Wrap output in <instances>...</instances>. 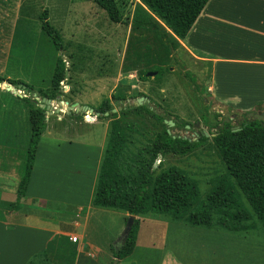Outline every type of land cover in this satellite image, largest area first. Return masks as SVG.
Segmentation results:
<instances>
[{
    "label": "rangeland",
    "instance_id": "rangeland-1",
    "mask_svg": "<svg viewBox=\"0 0 264 264\" xmlns=\"http://www.w3.org/2000/svg\"><path fill=\"white\" fill-rule=\"evenodd\" d=\"M115 2L129 22L141 12L146 18L142 21L155 25L158 31L112 23L91 0H0V76L20 79L33 88L32 92L22 88L17 92L0 90V132L5 129L16 132V138L12 139L15 148L19 149V140L25 147L28 143V109L30 105L37 107L31 102L32 93L43 98L38 90L50 88L58 58L64 61L68 70L59 84L62 96L52 99L53 108L60 111L46 115L47 127L41 148H38V175L43 173L44 178L41 187L44 193L56 199L53 204L59 206L46 208L49 221L42 220L45 218L37 220L52 227H56L57 221L75 215L77 207L73 208V204H86V193L79 198L76 193L81 178L88 173V157L95 159L96 149L105 147L114 122L120 121L124 126L134 128L133 134H129L134 142L131 148H140L147 142V133L156 127L157 122L151 114L130 111L132 107H138L137 99L143 98L142 105L164 121H175L169 131L179 138L193 139L198 130L214 132V128L203 124V115L218 126L223 123L226 113L244 116V112L217 105L201 85L191 82L187 76L191 73L179 61L175 48H166V40L171 38L169 31L140 0ZM44 9L48 11L49 22L62 36L60 51L54 48L41 29L39 15ZM162 33L165 38L161 37ZM156 68H160L159 78L156 77ZM105 101L117 111L108 116L99 113L95 117ZM73 103L86 105L93 109V113H73L68 110ZM62 108L66 110L62 111ZM255 108L250 112L264 111L262 105ZM127 109L128 113L122 114L121 111ZM238 121L231 119L229 123L237 127ZM197 122L200 127L195 129L193 125ZM23 154L25 159V152ZM154 165L156 175L169 167H176L194 180L199 190L196 207L206 202L213 186L227 175L210 139L186 156L168 154L158 157ZM86 184V181L82 184L85 189ZM211 211L212 225L208 228L188 226L165 216H138L134 255L132 252L117 264H173L172 258L174 264H264V230L256 217L241 225L226 220L229 226L247 229L239 236L248 235V239L237 240L222 235L225 232L219 222L225 220L224 215L215 209ZM108 212H96L90 217L85 234L91 245L88 250L87 247L82 250L88 256L80 257L78 264H112L115 259L110 249L112 242L104 255L105 241L120 229L122 232L128 215L122 219L120 215L123 213ZM119 244L118 241L113 243L114 246ZM90 253L95 257H90ZM51 260L53 264H71L68 259Z\"/></svg>",
    "mask_w": 264,
    "mask_h": 264
},
{
    "label": "trees",
    "instance_id": "trees-1",
    "mask_svg": "<svg viewBox=\"0 0 264 264\" xmlns=\"http://www.w3.org/2000/svg\"><path fill=\"white\" fill-rule=\"evenodd\" d=\"M91 1L105 12L112 23L130 24L133 28L158 31L155 25L142 21L146 18L141 12H137L129 22L128 18L121 15L115 0ZM140 1L175 37L183 39L209 0ZM39 20L43 33L51 40L54 48L57 51L62 50V36L58 29L49 22L47 9L41 12ZM161 37L165 38L164 33ZM170 39L166 40V48L169 50L174 47V42L172 38ZM65 69L64 61L58 58L50 80V88L39 89L40 96L51 101L57 96H62L59 84L65 78ZM155 70L156 77L159 78L160 68ZM187 76L193 84L199 86L193 75L187 74ZM3 82H7L16 89L33 91L30 85L20 79H5L0 76V83ZM257 108L258 106L255 109ZM112 109H114L113 105L105 101L97 112L111 115ZM64 110L66 109L62 108V111ZM130 111L151 114L157 125L147 133L148 140L140 148H131L134 142L129 134H133L134 128L130 125L124 126L120 121L111 125L91 200L93 207L135 216L131 231L125 241L111 247L114 258L121 260L133 252L139 227L138 216H165L188 226L208 228L212 225L211 210L215 209L224 215L225 220L219 222V226L225 232L245 234L247 229L240 228V226L235 227L232 224L229 226L226 220L241 225L240 223L250 220L253 216L264 230V126L261 122L254 120L245 125L240 124L238 126L240 129L233 132L231 131L233 126L229 122L222 123L218 127L217 124L210 123L203 115L201 117L203 124L208 128H214L215 131L209 134L215 135L209 138L200 137L197 141H188L169 134L164 119L151 112L146 105L132 107ZM121 112L125 115L128 109ZM28 121L29 141L16 200L11 205L14 208L18 206L26 193L38 144L47 127L45 111L38 106L30 105ZM135 131L137 133L136 128ZM209 139L215 145L226 167L227 175L220 178L213 186L206 197V202L196 207L199 201L196 182L176 167H169L156 175L157 167L154 162L158 157L162 158L168 154L186 156L207 143ZM75 255V250H72L67 258L71 264Z\"/></svg>",
    "mask_w": 264,
    "mask_h": 264
},
{
    "label": "crops",
    "instance_id": "crops-1",
    "mask_svg": "<svg viewBox=\"0 0 264 264\" xmlns=\"http://www.w3.org/2000/svg\"><path fill=\"white\" fill-rule=\"evenodd\" d=\"M167 30L179 61L217 105L227 106L238 113L264 106V0H209L185 38L179 39ZM15 133L9 129L0 132L3 138L0 139V264H53L51 259L67 260L72 250L76 253L73 264H78L80 257L88 256L82 250L85 247L88 250L91 245L86 241L85 234L90 217L96 212L107 214L111 211L91 205L103 149H96L95 159L88 157V173L81 178L76 193L78 198L87 194L86 204H73V208L77 207L75 215L68 220L57 221L59 227H52L47 222L39 221L41 218L49 221L47 207L59 206L53 204L56 199L44 193L41 187L43 173L38 175V148H41L44 132L25 196L16 208L11 206L16 200L24 165L23 153L27 149L20 140L19 149L22 150L17 146L15 148L12 144ZM85 181L88 182L86 189L82 187ZM125 215L123 213L120 217L124 219ZM120 230L105 241L104 255L110 242L111 249L113 243L118 241ZM225 233L222 235L237 240L248 239V235ZM70 235L77 236L75 243ZM136 247L137 243L134 249ZM173 249L175 252V247ZM90 257L94 258L95 255L90 253Z\"/></svg>",
    "mask_w": 264,
    "mask_h": 264
},
{
    "label": "water",
    "instance_id": "water-1",
    "mask_svg": "<svg viewBox=\"0 0 264 264\" xmlns=\"http://www.w3.org/2000/svg\"><path fill=\"white\" fill-rule=\"evenodd\" d=\"M67 72H68V70L66 68L65 69V76H67ZM2 86H5V87L2 88ZM0 90H4V91H11L12 90L13 92H17L16 91L17 89L15 87H13L12 85L8 84L7 82L0 83ZM17 96L21 97L19 94H17ZM32 96H33V99L31 100L32 103L36 104L39 108L43 109L45 111V115H51L53 111H56V112L60 111L59 109L53 108L51 100L46 99V98L39 99V97L35 93H32ZM143 100H144L143 98L137 99L136 105L137 106L142 105ZM69 110L72 111L73 113H76V114L77 113H86V112H89L91 114L93 113L92 108H90L86 105H78L77 103H73ZM116 111H117L116 109H112L111 112L115 113ZM103 115L108 116L109 113H104ZM97 116H99V113H96L95 117H97ZM231 119H239L241 124L244 123V125L247 122H251V121L256 120L258 122H261L264 126V113L261 111L248 112L242 118H240V116L237 114L230 115L229 113H226L224 115V118H223V123L229 122ZM164 123L168 126L167 132L169 134H171L169 131V128L172 127L174 125V123L172 121H164ZM193 126L195 129H198L200 127V123L197 122ZM239 129L240 128H238V127H232L231 131L236 132ZM214 135L215 134L210 135L206 130H198L195 132V138L187 139V140L188 141H197L200 137L209 138L210 136H214ZM182 139H186V138H182ZM134 220H135V216H128L126 223H125V226H124V228H123V230H122V232L118 238V242H120V244L123 243L125 241V239L127 238L129 232L131 231ZM117 262H118V259L115 258L113 260L112 264H117Z\"/></svg>",
    "mask_w": 264,
    "mask_h": 264
},
{
    "label": "built area",
    "instance_id": "built-area-1",
    "mask_svg": "<svg viewBox=\"0 0 264 264\" xmlns=\"http://www.w3.org/2000/svg\"><path fill=\"white\" fill-rule=\"evenodd\" d=\"M71 241H72L73 243H75V242L77 241V237H76V236H73V237L71 238Z\"/></svg>",
    "mask_w": 264,
    "mask_h": 264
},
{
    "label": "flooded vegetation",
    "instance_id": "flooded-vegetation-1",
    "mask_svg": "<svg viewBox=\"0 0 264 264\" xmlns=\"http://www.w3.org/2000/svg\"><path fill=\"white\" fill-rule=\"evenodd\" d=\"M233 115V114H232ZM241 118V117H240ZM239 120V119H238ZM241 124L240 120L237 123V127ZM219 127V126H218Z\"/></svg>",
    "mask_w": 264,
    "mask_h": 264
},
{
    "label": "bare ground",
    "instance_id": "bare-ground-1",
    "mask_svg": "<svg viewBox=\"0 0 264 264\" xmlns=\"http://www.w3.org/2000/svg\"><path fill=\"white\" fill-rule=\"evenodd\" d=\"M72 105V104H71ZM71 105H70V107H69V109L71 108ZM75 109V108H74Z\"/></svg>",
    "mask_w": 264,
    "mask_h": 264
}]
</instances>
